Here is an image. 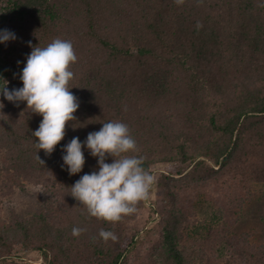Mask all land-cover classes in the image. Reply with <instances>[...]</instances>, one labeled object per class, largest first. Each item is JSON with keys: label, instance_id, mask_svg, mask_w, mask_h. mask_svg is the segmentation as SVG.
I'll return each mask as SVG.
<instances>
[{"label": "trees", "instance_id": "1", "mask_svg": "<svg viewBox=\"0 0 264 264\" xmlns=\"http://www.w3.org/2000/svg\"><path fill=\"white\" fill-rule=\"evenodd\" d=\"M2 2L0 31L9 30L16 39L0 43V87L8 78L19 81L13 89L23 86L15 71L23 70L29 43L45 47L55 38L66 39L78 57L69 87L80 106L65 138L46 155L32 135L42 116L1 94L6 172L0 193L14 195L32 184L62 202L56 212L13 214L1 224L0 260L24 248L44 254L50 264H127L136 258L190 264V240L206 227L200 208L207 204L237 219L252 200L250 182H264V0ZM15 60L21 68L10 66ZM115 120L129 126L139 148L129 154L143 156L151 174L155 164L173 166L160 173V207L153 203L150 209L160 217L162 245L146 256L127 232L134 214L105 222L71 196L81 176L98 171V158L85 146V165L75 175L62 159L73 137L83 143L90 132ZM74 227L86 231L74 237ZM102 228L118 240L103 241ZM230 229L223 242L215 234L206 239L204 264H264V241L252 243Z\"/></svg>", "mask_w": 264, "mask_h": 264}, {"label": "clouds", "instance_id": "2", "mask_svg": "<svg viewBox=\"0 0 264 264\" xmlns=\"http://www.w3.org/2000/svg\"><path fill=\"white\" fill-rule=\"evenodd\" d=\"M183 5L185 0H174ZM202 3L203 0H198ZM202 24L197 22V28ZM9 30L0 31V43L15 40ZM26 64L20 74L23 86L9 90L6 83L0 87V94L14 104L26 102L27 109L42 116L37 130L36 147L50 155L65 138L69 122L76 120L74 113L80 104L69 87L74 78L71 66L77 61L74 46L70 40L55 38L45 47L32 46ZM4 105L0 102V108ZM87 147L93 157L98 158V171L84 174L71 187V196L87 209L91 217L116 223L123 217L137 211L140 201L149 199L156 177L143 167L144 157L138 153L137 141L129 126L121 121L103 123L99 131L90 132L83 143L73 137L64 147L62 159L70 175L80 173L85 165L83 148ZM112 163H106L107 157ZM37 158L40 160L39 156ZM43 164V161L40 160ZM85 228L74 227L72 235L79 237ZM99 237L107 242L118 240L117 235L100 229Z\"/></svg>", "mask_w": 264, "mask_h": 264}, {"label": "rangeland", "instance_id": "3", "mask_svg": "<svg viewBox=\"0 0 264 264\" xmlns=\"http://www.w3.org/2000/svg\"><path fill=\"white\" fill-rule=\"evenodd\" d=\"M4 2L0 0V7ZM21 68V65L15 62H10L11 65ZM16 68V69H17ZM18 75L22 71H15ZM7 88L13 89L19 81H12L9 78L7 80ZM1 102V94H0ZM21 112V107L18 109ZM5 152L0 150V180L5 177ZM173 169V166L158 163L152 166L153 175L156 177V182L161 172H169ZM250 188L253 196L252 200L248 201L237 219H228L221 211L214 210L210 205H203L200 208L199 219L202 225H206L205 229H202V235H193L190 244L188 245V253L191 255L190 264H204L207 258L205 247L208 246L206 239L209 241V237L214 234L220 237V242L225 241L227 230L231 227L236 235L240 237H249L252 243H260L264 241V182L251 181ZM159 187L155 183L151 190L149 199L140 201L137 204V211L129 221L127 232L129 235H134L138 239L140 253L146 256L149 252L154 253L161 247L162 237L157 224L160 217L152 216L151 205L156 204V207H160L159 203ZM62 197H51L45 193L43 187L38 185L26 184L23 189H18L14 195L3 196L0 193V225L7 224L13 214H17L22 217H30L35 214L37 209H43L46 212L55 210L60 207ZM233 220L235 222L233 223ZM230 224V225H229ZM199 226V223L197 224ZM228 226V227H227ZM208 237V238H207ZM220 246V244H218ZM210 249V247H209ZM54 253V252H53ZM147 262L139 259H132L127 264H142ZM0 264H50L44 254L31 249H16L13 257L0 260Z\"/></svg>", "mask_w": 264, "mask_h": 264}]
</instances>
